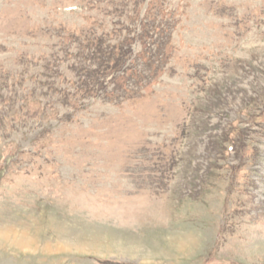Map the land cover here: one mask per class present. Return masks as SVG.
<instances>
[{
	"label": "rangeland",
	"instance_id": "obj_1",
	"mask_svg": "<svg viewBox=\"0 0 264 264\" xmlns=\"http://www.w3.org/2000/svg\"><path fill=\"white\" fill-rule=\"evenodd\" d=\"M0 264H264V0H0Z\"/></svg>",
	"mask_w": 264,
	"mask_h": 264
}]
</instances>
